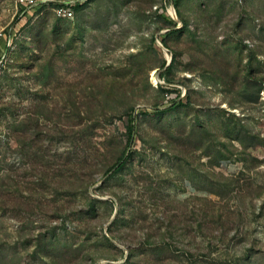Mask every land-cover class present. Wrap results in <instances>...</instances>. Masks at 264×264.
I'll return each instance as SVG.
<instances>
[{"label": "rangeland", "instance_id": "rangeland-1", "mask_svg": "<svg viewBox=\"0 0 264 264\" xmlns=\"http://www.w3.org/2000/svg\"><path fill=\"white\" fill-rule=\"evenodd\" d=\"M7 41L0 264H264V0H0Z\"/></svg>", "mask_w": 264, "mask_h": 264}, {"label": "built area", "instance_id": "built-area-1", "mask_svg": "<svg viewBox=\"0 0 264 264\" xmlns=\"http://www.w3.org/2000/svg\"><path fill=\"white\" fill-rule=\"evenodd\" d=\"M91 0H16V6L22 15L43 10L45 7H52L53 13L65 20H74L75 8L87 5ZM11 47V41H7L5 49L0 52V73L7 61L6 49Z\"/></svg>", "mask_w": 264, "mask_h": 264}, {"label": "trees", "instance_id": "trees-1", "mask_svg": "<svg viewBox=\"0 0 264 264\" xmlns=\"http://www.w3.org/2000/svg\"><path fill=\"white\" fill-rule=\"evenodd\" d=\"M175 4V3H174ZM82 7H76L75 8V12L80 10ZM171 67V64L166 68V71H169ZM134 131H135V126H134V122H132V124L129 127V138H130V143L132 142L133 136H134ZM125 164V158L122 157L120 159V162L118 164H116L115 166H113L109 172L114 171L115 173H117Z\"/></svg>", "mask_w": 264, "mask_h": 264}, {"label": "crops", "instance_id": "crops-1", "mask_svg": "<svg viewBox=\"0 0 264 264\" xmlns=\"http://www.w3.org/2000/svg\"><path fill=\"white\" fill-rule=\"evenodd\" d=\"M0 52H1V50H0Z\"/></svg>", "mask_w": 264, "mask_h": 264}]
</instances>
